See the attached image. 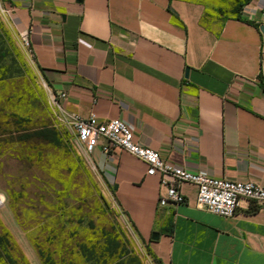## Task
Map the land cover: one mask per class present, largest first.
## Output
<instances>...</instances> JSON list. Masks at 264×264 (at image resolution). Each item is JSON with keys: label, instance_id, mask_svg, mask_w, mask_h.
I'll list each match as a JSON object with an SVG mask.
<instances>
[{"label": "crops", "instance_id": "0c3cea01", "mask_svg": "<svg viewBox=\"0 0 264 264\" xmlns=\"http://www.w3.org/2000/svg\"><path fill=\"white\" fill-rule=\"evenodd\" d=\"M5 1L67 112L119 119L190 172L264 183V0ZM88 158L154 264H264V204L224 218L185 183L183 204L159 207L144 162L98 146Z\"/></svg>", "mask_w": 264, "mask_h": 264}, {"label": "rangeland", "instance_id": "374dc122", "mask_svg": "<svg viewBox=\"0 0 264 264\" xmlns=\"http://www.w3.org/2000/svg\"><path fill=\"white\" fill-rule=\"evenodd\" d=\"M20 32L0 14V264H154L88 156L56 126Z\"/></svg>", "mask_w": 264, "mask_h": 264}, {"label": "built area", "instance_id": "2783aa9c", "mask_svg": "<svg viewBox=\"0 0 264 264\" xmlns=\"http://www.w3.org/2000/svg\"><path fill=\"white\" fill-rule=\"evenodd\" d=\"M6 13L12 15L11 8L4 10L0 7V14L4 16ZM28 35V30L21 31L19 38L32 59ZM48 92L55 124L68 134L74 150L83 156H90L97 146L104 155L122 150L144 162L145 174L158 177L161 190L159 207L183 204L185 199L180 186L185 183L195 186V206L198 209L224 218L235 215L240 200L264 204V183L219 179L175 166L155 150L134 142L130 130L121 120H100L94 113L80 117L63 107L61 102L66 97L65 93H53L49 89Z\"/></svg>", "mask_w": 264, "mask_h": 264}, {"label": "water", "instance_id": "95a60500", "mask_svg": "<svg viewBox=\"0 0 264 264\" xmlns=\"http://www.w3.org/2000/svg\"><path fill=\"white\" fill-rule=\"evenodd\" d=\"M259 31L261 32L263 38H264V27L263 26H260L259 27ZM185 73H187V69L185 70ZM153 235H156V234H153Z\"/></svg>", "mask_w": 264, "mask_h": 264}]
</instances>
